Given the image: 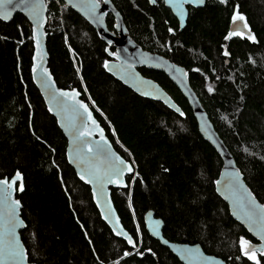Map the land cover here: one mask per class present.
<instances>
[{
    "label": "trees",
    "instance_id": "obj_1",
    "mask_svg": "<svg viewBox=\"0 0 264 264\" xmlns=\"http://www.w3.org/2000/svg\"><path fill=\"white\" fill-rule=\"evenodd\" d=\"M111 2L139 46L188 71L191 87L215 131L249 189L264 204V0H229L227 8L218 0H206L202 8H188L183 30L162 0L155 5L149 0ZM235 4L258 43L240 37L224 39ZM48 10V67L58 86L77 89L88 104L91 100L95 107L89 106L114 148L126 160L135 161L137 175L127 180L129 187L112 188V200L124 229L134 238L140 225L143 256L121 258L130 247L102 221L90 188L69 166L67 140L32 80V28L22 15H16L9 23L0 21V178L11 177L17 169L24 174L25 191L17 198L27 224L21 237L30 262L99 264V256L103 264L115 260L120 264H182L148 235L143 219L152 211L164 221L165 239L199 244L206 254L227 264H250L235 260L234 244L241 235L253 243L256 240L231 217L215 191L222 159L199 133L185 97L164 73L146 69H140L142 75L163 87L185 115L137 96L106 72L103 65L112 59L108 50L115 53V48L102 42L84 18L70 8L60 16L54 2ZM114 24L109 15V30H114ZM225 45L229 57L223 56ZM209 85L214 88L211 94ZM33 130L41 140L33 136Z\"/></svg>",
    "mask_w": 264,
    "mask_h": 264
},
{
    "label": "snow or ice",
    "instance_id": "obj_2",
    "mask_svg": "<svg viewBox=\"0 0 264 264\" xmlns=\"http://www.w3.org/2000/svg\"><path fill=\"white\" fill-rule=\"evenodd\" d=\"M55 2L59 3L60 0H55ZM104 2L107 3V0H104ZM149 3L155 5L157 0H149ZM165 3L179 16L181 27H183L188 15L185 6L191 5L194 8H200L205 6L206 0H165ZM218 3L227 8L229 0H218ZM68 6L83 10L85 17L92 23H100L102 21L103 13L99 11V0H65L64 7L67 8ZM15 7H21L33 24L29 39L34 43L36 54L33 58L34 64L31 71L34 79L37 78V73H39L38 86L45 89L48 93L46 97L49 104L48 111L54 116L60 117L62 121L60 127L65 129L71 137L73 147L68 152V162L78 168L77 176L79 180L91 186L94 201L97 207L101 209L102 218L110 223L113 234L122 237L127 245L130 246L131 250L124 251L121 258H129L134 254L143 256L140 251V245L143 243L140 225L137 224L136 226L135 238L125 231L120 217L115 214L112 207L110 195L106 191L110 185H115L117 188L129 187L124 177L126 174L137 175L135 161L126 160L113 150L112 144L106 138L104 129L100 127L94 118L89 105L79 99L81 93L76 90L58 88L52 73L43 67L40 47L42 40L47 34L42 29L45 28L47 22L45 13L48 12V0H19L18 3L17 0H0V20L8 21L12 15L11 9ZM239 9V4L233 6L231 14L233 29L227 33L224 39L228 41L233 37H240L254 44L258 43L255 34L252 33L248 25L245 14L241 13ZM63 22L61 20V23ZM168 32L174 34V29L168 28ZM65 40H67V37H65ZM222 47L224 49L223 56L229 57L230 52L227 46ZM168 50H172L170 45ZM69 51H72L71 46H69ZM109 55H112V53L109 52ZM116 58L121 60L119 53L116 54ZM142 59L144 62H148L152 60V57L144 56ZM37 60L40 62L39 65L36 63ZM252 62L255 63V61ZM103 66L110 71L113 67L120 71L122 69H132L134 64L131 60L127 62L121 60V63L115 66L110 65L108 62H105ZM169 68L179 73L182 78L188 76L187 71L175 65H169ZM77 71L79 72V69ZM193 71L201 72V69L195 68ZM123 78H125L126 82L131 80L132 87L142 95H154L159 98L162 94V89L158 85L139 79L135 72L128 71ZM216 79H219V77H216ZM143 89H151V91ZM207 92L209 94L213 93L214 88L209 85ZM241 100H243V96H241ZM165 103L171 104V101L166 97ZM171 106L181 117L185 115L179 107L174 104ZM222 119L231 126L227 116L222 117ZM32 134L37 140H41L35 130H33ZM113 135H115V132H113ZM96 136L99 139H94ZM213 142L215 143V141ZM218 146L222 147V145ZM51 150L55 152L54 148ZM244 151L247 153L248 149L245 148ZM129 156L131 157V153H129ZM261 159H264V156ZM53 165H55V161H53ZM163 171L168 172L169 169L164 168ZM24 180V174L19 169L11 177L0 178V264H28V250L18 235V230L26 229L27 224L25 219L22 218L21 210L23 205L21 200L16 199L14 195L17 191L21 193L25 191ZM215 184L217 186L216 190L222 192L224 198L231 202L232 215L236 216L240 223L247 228V231L259 241L258 244H254L251 240L241 235L234 244L238 251L235 260L244 259L250 264H264V204L257 201L256 196L244 183L243 176L238 169L233 168V171L224 175L223 183L218 179ZM64 190L65 192L68 191L67 188ZM101 197H103V203H101ZM68 198L71 200V196ZM129 207L131 208V203H129ZM160 226L161 221L158 220L154 222V225H149L150 233L154 236H159L157 229ZM81 227H84L83 224H81ZM85 235L87 236V233ZM32 236L34 238L35 233H32ZM162 242L165 245L169 243L166 239ZM89 243H92L91 239H89ZM147 251L153 256L156 255L151 248ZM173 251L184 264H215V257L204 255L199 246H182L174 248ZM96 259L99 264H103L99 256ZM113 264H120V260L113 261Z\"/></svg>",
    "mask_w": 264,
    "mask_h": 264
},
{
    "label": "water",
    "instance_id": "obj_3",
    "mask_svg": "<svg viewBox=\"0 0 264 264\" xmlns=\"http://www.w3.org/2000/svg\"><path fill=\"white\" fill-rule=\"evenodd\" d=\"M61 1L63 3H65V0H61ZM162 1L164 2L165 7L167 9H169L172 12V14L174 15V17L178 20L180 30H183L186 27L187 21H188V16H189V9L188 8H194V7L191 6V5H186L185 6L188 15H187L186 20H185V25L183 27H181L179 16L175 13L174 10H172L170 8V6L168 4L165 3V0H162ZM18 2H19V0H17V3ZM67 8H70L71 10L75 11L78 15H80L82 18H84L94 28V30L96 31L99 39L102 42L106 43L109 47H114L115 48V53H112V55H109L110 51L108 50V55L112 59L109 60V61H106V62H108L110 65L115 66L117 64H120L121 60H123L125 62H127L129 60L132 61V63L134 64V67L132 69H122L120 71H117L115 67H113L111 71L108 70V69H105L106 72L110 76H112L116 81L120 82L123 86L127 87L129 90H131L137 96H139L141 98L149 99L151 101H156V102L162 103L168 109H170L171 111H173L174 113L179 115V113H177L175 111V109L171 105L174 104L176 107H179L180 109H181V107L174 101L172 96L163 87H161L157 82H155L154 80H152L150 78L144 77L142 75V73L140 72V69H146V70H151V71H156V72H162L168 77V79L171 81V83L177 87V89L181 92V94L188 101V104H189L190 108L193 111L194 117H195V119L197 121V124H198L199 133L204 138V140L207 141L216 150V152L219 154V156L222 159V168H221V172H220L219 177H218V179L221 180L222 183H223V177H224V175L226 173L233 171V168L239 170V168L237 167V164H236V162L234 160L233 155L231 154V152L229 151L227 146L224 144L222 139L219 137L218 133L215 131L212 123L210 122V120L208 118V115H207V113L205 111V108L203 107V105H202V103H201V101H200V99L198 97V95L195 93V91L191 87L189 73H188L187 77L182 78L179 73L170 70L169 65H175L176 67L182 68L185 71H187L184 67L179 66V65L171 62L168 58H166L165 56H163L161 54L151 53V52H149L147 50H144L141 46H139L132 39V37L130 36V33H129V31H128L125 23H124L123 17L119 13V11L114 7V5L111 2V0H107V3H105L104 0L103 1H99V11L103 13V18H102V21L100 23H92V22H90L85 17V15L83 13V10H81L79 8H73L71 6H68ZM200 8H202V7H200ZM194 9H198V8H194ZM11 13H12L11 18L8 21H4V20H0V21H2L4 23H9V22H11L14 19V17L16 15H22L28 21V23L30 24L31 28H33V24L31 22V20L27 17L26 13L24 12V10L21 7L12 8L11 9ZM45 15L47 17V22L45 24V28L42 29V31H45L47 33L46 27H47V24H48V12H46ZM109 15H111L114 18L115 24H114V30L113 31L109 30L108 25H107V17ZM117 25H119V27H117ZM232 29H233V25L231 24L230 30H232ZM47 38H48V34H46L45 38L41 42L40 56H41V58L43 60V67L47 68L49 70V67H48V64H49V53H48V49H47ZM33 45H34V43H33ZM124 50H127V51H124ZM117 53L120 54L121 60H117V58H116V54ZM35 54H36V50H35V46H34L33 58H34ZM144 56H150V57H152V60L148 61V62H144L143 59H142V57H144ZM36 63H37V65H39V63H40L39 60H37ZM33 64H34V59H32V67H33ZM32 67H31V69H32ZM128 71L135 72L138 75V78L141 79V80L148 81V82H150L153 85H158L160 87V89H162V94L159 96V98H156L154 95L153 96H145V95H142L140 92L136 91V89L132 87L131 80H128L126 82L125 78H123V77L126 76V73ZM31 76H32L33 83H34L35 87L38 89L41 97L44 100L45 106H46V108L48 110L49 104H48V101L46 99L48 93L46 92L45 89H43V88L38 86L39 73H37V78L34 79L32 71H31ZM56 86L58 88H60L58 86L57 82H56ZM60 89H62V88H60ZM63 90H71V89H63ZM73 90L78 91L77 89H73ZM143 90L151 91V89H143ZM166 97L171 101V104L165 103V98ZM79 99L82 100L83 102H85L81 98V94H80ZM85 103H87V102H85ZM89 108H90V106H89ZM90 110H91V108H90ZM181 111H183V110L181 109ZM50 114L56 119V122H57V125H58L59 129L61 130V132L63 133L64 137L67 140L66 157H67V162H68V152L73 147L72 142H71V137L66 132L65 129L60 127V124L62 123L60 117L59 116H54L52 113H50ZM93 116L97 120V118L95 117L94 113H93ZM97 122L100 125V127H102L98 120H97ZM104 133H105L106 138L111 143V141L108 138L105 130H104ZM94 139H99V137L96 136V137H94ZM213 141H215V143ZM218 145H222V147H219ZM112 147H113V150L117 154H119L117 152V150L114 148L113 144H112ZM68 164L74 170V172H75V174L77 176L78 168L76 167V165L70 164L69 162H68ZM133 176H134L133 174H126L125 177H124L125 182L127 183V180L129 178L133 177ZM242 176H243L244 183L247 185V183L245 182L243 174H242ZM77 178H78V176H77ZM83 184H85V183H83ZM85 185L90 188V192H91V195H92L91 186L87 185V184H85ZM247 187H248V185H247ZM112 188L113 189H120V190L121 189H125V188H117L115 185H110L106 189L107 193L110 195L111 204H112V207H113V209L115 211V214L118 215V213H117V211L115 209L113 200H112ZM216 188H217V186L215 184V191H216L217 195L227 204L231 217L236 222H238L241 226H243L240 223V220L236 216L232 215L233 208H232L231 202L229 200H226L224 198L223 193L222 192H218L216 190ZM17 194H22V193L17 191L14 194L16 199H18L17 198ZM92 199H93V202H94V204H95V206H96V208H97V210L99 212V215H100L102 221L107 225V227L111 231L110 223L108 221H105L102 218L101 209L99 207H97L93 196H92ZM257 201L259 203H261L258 199H257ZM101 203H103V197H101ZM21 212H22V210H21ZM143 220H144V226H145V229H146L148 235L150 237H152L153 239H155L156 241H158L161 244V246H163L166 249H168L179 260V262H181L182 264H184V262L182 260H180V258L177 256V254L173 251L174 248H178V247H182V246H189V247L199 246L201 248V250H202L204 255H209V254H206L204 252L203 248L199 244L190 245V244H184V243H174V242H171L169 240H168V242H169L168 245L163 244L162 241L165 240V237L163 235L164 221L162 219H160V218H156L155 214L152 211H149L148 213H146ZM157 220L161 221V226L157 229V232L159 233V236H154L149 231V225H154V222L157 221ZM120 221H121V219H120ZM121 224H122V222H121ZM243 228L247 231V228L245 226H243ZM23 230H25V229L18 230V235L20 236L21 240H22L21 232ZM112 234H113V232H112ZM249 234L256 240V243H254V244H258L259 241L257 240V238L254 237L251 233H249ZM114 236L117 239L125 241L122 237H119V236H116V235H114ZM211 256H214V255H211ZM214 257H215V264H221V262H223V264H227L221 258H219L217 256H214ZM28 264H36V263L30 262V260L28 259Z\"/></svg>",
    "mask_w": 264,
    "mask_h": 264
},
{
    "label": "built area",
    "instance_id": "obj_4",
    "mask_svg": "<svg viewBox=\"0 0 264 264\" xmlns=\"http://www.w3.org/2000/svg\"><path fill=\"white\" fill-rule=\"evenodd\" d=\"M56 3L55 2V0H48V9H49V6L52 4V3ZM56 5H57V7H58V9H59V11H60V16L62 15V12H63V9H65V7H64V5H65V3H63L62 1H60L59 3H56ZM49 11V10H48ZM51 22V18H50V16L48 17V23H50ZM32 31V30H31ZM92 106H94L93 104H92ZM95 107V106H94ZM97 109V108H96ZM98 110V109H97ZM99 111V110H98Z\"/></svg>",
    "mask_w": 264,
    "mask_h": 264
},
{
    "label": "rangeland",
    "instance_id": "obj_5",
    "mask_svg": "<svg viewBox=\"0 0 264 264\" xmlns=\"http://www.w3.org/2000/svg\"><path fill=\"white\" fill-rule=\"evenodd\" d=\"M94 29V28H93ZM90 102L93 104V102L90 100ZM94 105V104H93ZM99 112V111H98Z\"/></svg>",
    "mask_w": 264,
    "mask_h": 264
},
{
    "label": "flooded vegetation",
    "instance_id": "obj_6",
    "mask_svg": "<svg viewBox=\"0 0 264 264\" xmlns=\"http://www.w3.org/2000/svg\"><path fill=\"white\" fill-rule=\"evenodd\" d=\"M164 3V2H163Z\"/></svg>",
    "mask_w": 264,
    "mask_h": 264
}]
</instances>
